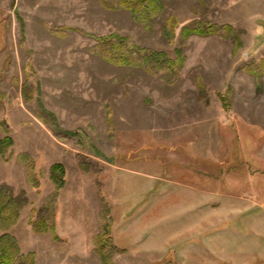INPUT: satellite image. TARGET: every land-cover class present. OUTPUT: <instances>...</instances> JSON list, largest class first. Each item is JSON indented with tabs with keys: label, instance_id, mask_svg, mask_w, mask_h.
<instances>
[{
	"label": "rangeland",
	"instance_id": "1",
	"mask_svg": "<svg viewBox=\"0 0 264 264\" xmlns=\"http://www.w3.org/2000/svg\"><path fill=\"white\" fill-rule=\"evenodd\" d=\"M162 1L164 14L145 26L102 0H0V121L15 142L7 160L0 156V185L28 196L11 234L36 264H108L94 240L100 184L113 224L118 218V229L133 236L139 226L132 217L161 199L139 230L154 242L161 236L167 253L143 264H264V78L259 91L246 71L264 59V0ZM170 15L181 26L230 25L240 44L191 36L171 45L164 35ZM55 28L70 30L58 35ZM114 34L172 58L179 48V79L168 84L142 67L103 59L96 38ZM21 153L34 161L37 188ZM79 154L103 170L83 172ZM58 163L66 169L55 220L61 242L36 234L29 222L55 190L49 172ZM70 218L80 227L85 218V243H70ZM190 218L214 223L204 220L201 237L188 228ZM119 244L131 249L133 241Z\"/></svg>",
	"mask_w": 264,
	"mask_h": 264
},
{
	"label": "trees",
	"instance_id": "2",
	"mask_svg": "<svg viewBox=\"0 0 264 264\" xmlns=\"http://www.w3.org/2000/svg\"><path fill=\"white\" fill-rule=\"evenodd\" d=\"M102 3L109 9L129 10L133 19L145 26H153L156 19L165 12L162 0H102ZM181 24L176 15H170L166 19L164 35L171 45H180L191 36H216L232 39L236 48L241 41L240 33L230 25L213 24L206 20H194L183 26ZM179 29L180 31L177 33ZM67 30L70 29H52L58 35H66ZM96 39L98 43L94 47L95 52L115 65L142 67L152 75H159L168 84H173L179 79V73L184 63L179 48L175 50L176 57L172 58L166 52L141 48L134 39L121 37L118 34ZM247 67L246 71L254 76L260 91L263 86L264 59L252 62ZM0 131L6 134L0 138V156L5 159L15 142L3 121H0ZM18 160L26 167L30 184L35 188L39 187V181L32 175L35 170L32 157L27 153H21L18 155ZM78 161L80 169L85 173H99L103 170V167L88 156L79 154ZM49 173L55 190L45 199L40 209L33 208L31 210L32 217L29 222L36 234L51 233L56 241L61 242L63 240L56 234L55 220L59 196L66 185V169L63 164L58 163L51 166ZM100 185H98L97 192L100 206L98 213L100 232L94 240L96 251L101 254L105 263L111 264L114 254L122 252L114 245L111 208L102 194ZM29 205L30 202L25 191L16 194L11 186L0 185V264H36L35 253L23 254L19 241L11 234V230L20 222L23 210Z\"/></svg>",
	"mask_w": 264,
	"mask_h": 264
},
{
	"label": "crops",
	"instance_id": "3",
	"mask_svg": "<svg viewBox=\"0 0 264 264\" xmlns=\"http://www.w3.org/2000/svg\"><path fill=\"white\" fill-rule=\"evenodd\" d=\"M115 168L117 170H123L122 167L115 166ZM190 187H192V186H190ZM160 202H161V199H159V201L157 200V202L154 201L151 205L149 204L148 207L150 209L147 211V214H143L142 217H140V216L136 217V218L132 217L133 218L132 224L136 223V226L137 227L139 226V228L137 229L136 234H134V236H133V234L131 235L129 233V231L126 232V231L119 230L118 229L119 228L118 222L120 220L118 218H113L114 219V234H113L114 244H115L116 248H118V250H121V252H122L120 255H118L116 257V259H115L116 264L117 263L123 264L121 261L124 258H122V257H126L128 264H143V262L148 258V256H151L152 254H154L156 252L162 256L166 255L167 249L165 248V243L163 242V239L162 240L160 239L161 236H159V242H154L153 241L154 236L151 237L149 234H148V236H144V234L147 232L143 233V229H141V231L139 230L140 227L145 225V223H146L145 220H147L149 218L150 212H152L154 210V208L160 207V205L163 204V203L160 204ZM176 205H182V203H179ZM144 206H146V205H144ZM151 208H152V210H151ZM24 211L22 213V217H21L19 225L22 223V221L24 219V216H23ZM98 211L99 210H97V214H98ZM190 220H191V222H194V223L192 226H189L188 228L194 234L196 233V231L199 232L201 237L204 236L205 233H207V232L203 233V229H204L203 228V222H204V220L211 221L212 224L214 223V218H205V219L204 218H190ZM81 226L82 227H80V224H78L75 219L70 218V243H72L73 245H75V243L78 244L80 242L85 243V241H87L89 238V235H90L89 232L90 231H89V227L86 225L85 218L82 219ZM98 226H99V219L96 218V228H98ZM57 230H58V227H57ZM139 232H141V233L139 234ZM125 238L131 239L133 241V245L131 246V249H129L128 247H125L124 245L119 244V241L121 239H125ZM151 238H152V240H151ZM163 238H164V236H163ZM181 238H182V236L179 235V237L176 238V240L182 241ZM138 240H139V242H138ZM148 240H150V241H148ZM193 240H196V239L193 237V239H191V241H193ZM139 245L141 247H139ZM142 245L145 247H142ZM155 246H160V247H164V248L162 249V251L161 250L156 251ZM81 252L84 253V251H81Z\"/></svg>",
	"mask_w": 264,
	"mask_h": 264
}]
</instances>
